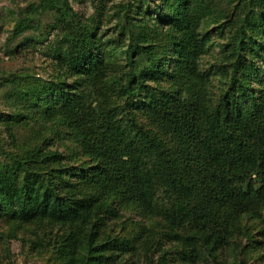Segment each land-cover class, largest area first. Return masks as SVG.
<instances>
[{"label":"trees","instance_id":"trees-1","mask_svg":"<svg viewBox=\"0 0 264 264\" xmlns=\"http://www.w3.org/2000/svg\"><path fill=\"white\" fill-rule=\"evenodd\" d=\"M205 1L161 0L155 18L127 22L125 49L106 48L70 2L53 1V27L61 32L51 53L54 78L35 88L33 106L64 125L53 135L67 134L65 151L51 147L49 136L1 151L10 163L0 160V212L12 225L58 228L31 241L36 254L51 253L54 264H128L143 251L145 264H168L165 239L190 264H248L254 244L232 237L239 214L257 217L264 208V183L252 178H264V108L247 104V81L238 74L252 64L242 57L233 65L240 87L232 86L216 108L198 111L182 95L208 53ZM255 25L252 16L241 20L230 37L233 54L253 50L244 28ZM23 116L15 109L6 128ZM222 250L231 261L220 260Z\"/></svg>","mask_w":264,"mask_h":264},{"label":"rangeland","instance_id":"rangeland-1","mask_svg":"<svg viewBox=\"0 0 264 264\" xmlns=\"http://www.w3.org/2000/svg\"><path fill=\"white\" fill-rule=\"evenodd\" d=\"M53 1L0 0V160L7 163H10V160L6 158V154L2 155L1 151L16 150L26 142L34 143L49 136H52L51 147L60 145L65 151L63 143L68 141L67 134L53 135L56 130L63 131L64 125L60 122H49L33 106L37 102L33 95L36 94L35 88H41V82L54 78L56 59L51 53L61 37V32L53 27L58 15ZM65 1L70 2L74 11L91 25V29L98 33L103 45L109 49L115 45L123 49L127 47L126 43L130 42L131 38L129 29L125 26L128 21L142 16L147 20L161 13V0ZM205 3L211 9V13L206 15L208 23H202L203 33L209 37L208 53L200 63L201 78L194 79L193 85L185 88L182 95L196 102L198 111L202 107L209 110L216 108L219 99L232 86H235V91L240 87L236 81L233 83V65L242 57L243 64H252L251 70L242 69L238 74L247 81V93L252 99L251 104L247 101L245 103L250 107L253 105L254 110L264 108V30L261 31L264 25V0H206ZM127 4L132 6L124 13ZM142 11L145 14L141 15ZM251 16L256 25L252 29L246 26L244 33L254 38V48L249 53L233 54L230 37L239 27L241 20ZM20 21H25V26L18 28ZM120 60L126 61L125 57ZM149 85L152 86L151 83ZM115 102L124 105L125 99L115 95ZM15 109H20L24 119L11 121L10 127L6 128V119ZM141 117L145 119L144 116ZM9 130L16 143L12 142ZM252 178L256 186L264 183V178L259 179L256 173ZM222 208L218 209V214L225 220L227 216ZM256 214L257 217L239 214L236 227L240 228L232 237V242L242 246L254 244L255 251L249 254L248 264H264V208L256 210ZM124 215H130L136 220L142 219L141 215L133 211H127ZM15 225H12L7 215L0 212V264H54L55 259L51 253L36 254L30 247L31 241L48 231L56 232L58 228L43 230L34 225ZM155 226L159 230L163 229L157 223ZM247 229L250 237L247 236ZM162 243L167 251L171 250L167 256L168 264H190L177 254L176 250L181 249L180 246H175L165 239ZM218 253L220 260H232L225 250ZM155 254L157 255V252ZM143 257L144 253L140 251L139 255L129 256L127 263L145 264ZM191 264L214 263L212 260L196 259Z\"/></svg>","mask_w":264,"mask_h":264}]
</instances>
